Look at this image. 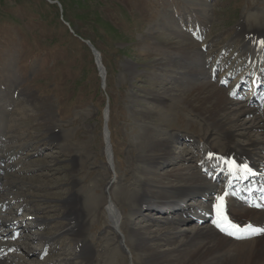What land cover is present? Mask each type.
Returning <instances> with one entry per match:
<instances>
[{"label":"rangeland","instance_id":"374dc122","mask_svg":"<svg viewBox=\"0 0 264 264\" xmlns=\"http://www.w3.org/2000/svg\"><path fill=\"white\" fill-rule=\"evenodd\" d=\"M51 1L0 0V149L9 147L11 151V146H17L18 150L0 162L3 167L0 175L4 177L0 182V199L7 197L4 205L8 209L4 210L9 211L1 214L0 219L9 216L16 222L29 213L47 219L44 228H27L24 223L21 239L15 242L16 250L25 256L26 264H45L42 260L46 258L59 264L57 253L61 254L60 258L74 257L71 236L63 234L50 243H42L40 234L60 230L66 223L61 213L62 200L73 190L83 219L82 239L92 251L91 264H109V260L113 264H131L115 243L103 201L108 175L103 154V109L107 108L109 114L106 126L118 180L129 167L141 175L139 167L144 164L140 152L148 144V133L153 131L170 136V160L178 161V153L185 147L187 162L178 165L197 166L202 151L206 147L218 149L222 139L209 120L180 102L183 88L188 85L182 72L188 65L189 54L181 57L182 53L173 51L171 43L188 44L187 40L196 38L197 44H202L204 40L210 46V50H201L208 53L205 71L214 61L213 55L222 49H225L221 54L225 66L231 67L238 59L237 49L242 50L238 32L245 25L247 15L264 25V0ZM198 20L204 21L203 27ZM247 29L252 31L251 27ZM198 30L201 34L199 31L195 35ZM81 39L90 41L100 52L106 74L103 87L94 57ZM81 43L88 48L90 56L82 50ZM217 78L218 74L214 73L212 81L218 84ZM234 79L235 74L219 84L227 89ZM246 87L244 83L239 91L243 98L238 95L239 100H245L249 107L262 113L264 123L263 107L251 106L248 98H244ZM158 95L161 98H155ZM238 140L241 143L244 138ZM160 165L165 167L167 162ZM195 169L201 176L205 174V182L213 185L205 190L206 196H215L227 186L225 183L220 187L224 174ZM119 190L118 181L111 188L112 196L119 197ZM13 195L20 196V203L26 204L19 207L11 199ZM202 201L205 199L194 195V201L189 203L197 206ZM117 205L122 227L124 217L128 214L134 218L137 209L129 213L127 206ZM195 211V208L180 210L175 216L185 217L182 221L188 227L202 224L199 217L195 223L190 221L191 214L199 215ZM167 215L166 211L150 214L160 219ZM157 225L152 228H158ZM4 228L0 227L2 235ZM125 230L126 249L133 263L151 264L136 249L132 231ZM25 233L32 238H26ZM243 239L246 238L238 240ZM32 244L37 248L42 245L38 256L28 247ZM106 244H110L108 250H104ZM62 248L66 249L65 254L60 251ZM3 254L0 258L11 262L12 257ZM79 259L71 264H79Z\"/></svg>","mask_w":264,"mask_h":264},{"label":"bare ground","instance_id":"6f19581e","mask_svg":"<svg viewBox=\"0 0 264 264\" xmlns=\"http://www.w3.org/2000/svg\"><path fill=\"white\" fill-rule=\"evenodd\" d=\"M252 17V15H247L245 25L239 29L238 35L242 37L240 38L241 42L239 41V48L242 50L237 49V54L234 53L238 59L231 67L225 66V61L221 57L225 49H222L213 55L214 61L205 71L208 53L201 50L209 49L210 46L208 42L204 43L203 39L202 44H197L199 42H196V38L187 40L190 41L188 44L185 42L179 44V41L171 43L173 51L182 53L181 57H186L189 54L188 65L186 70L182 72L186 76L184 81L188 85L183 88L184 95L181 98L183 101L180 102L185 103L190 109L209 120L222 139L218 149L206 147L205 150H201L203 153L197 162V166L203 172L210 169L219 171L221 175L224 173L227 186L221 188V191L215 196H206L205 190L211 189L213 185L204 181L203 176L205 174L201 176L195 169L198 168L196 165L192 163L178 165V163L182 161L185 163L186 161L184 155L187 154L188 150L185 147L179 151L178 161L170 160L172 159L171 138L170 136H163L164 134L158 131L148 133V144H145L144 149L140 152L144 164V167L142 164V167H139L141 175H136L132 171L133 167L132 169L129 167L125 175L118 180L114 171L112 151L108 147L110 140L107 135L105 137L108 175L104 181V206L109 216V228L113 231L115 243L126 254L131 264H134L133 258L126 249L125 229L127 228L133 233L136 249L143 252L151 264H264V231L257 234H248L246 231V239L238 240L240 238H235L233 235L229 236L226 231L214 223V220L219 219L215 208L218 203L217 197H223V212L229 221L245 228V230L248 225L257 229H264V209L250 207L238 194V190L242 188L248 187L252 190V183L255 181L260 180V183H264V123L262 113L260 114L254 108L249 107L245 100L240 101L236 93L247 78L257 82L264 76V43H262L264 42V25L255 23ZM198 21L203 27L204 21ZM247 27H251L252 31H249ZM199 31L201 34V30H198L195 35ZM253 33L257 35L256 38H254ZM248 36L250 38H246ZM214 73L218 74L217 80L219 82H223L233 74H235V81L231 82L227 89H224L219 82L218 85L216 80L212 81ZM104 75L106 77L105 70L102 72V76ZM258 87H261L260 90L263 89L260 82ZM155 98L161 97L158 95ZM262 104L264 109V100ZM105 115L108 121V111L105 112ZM238 137H243L244 141L239 143ZM11 151L9 147L0 149V162L8 160L11 154H16L17 146H11ZM163 161L167 162L165 167L160 165ZM188 161L190 162V159ZM176 164L177 166H175ZM245 166L250 171H247ZM0 168L3 167L0 165ZM156 169L159 172H156ZM205 173L207 172L205 171ZM2 179L4 177L0 175V182ZM118 181L121 183V190L117 192L119 197H113L111 188ZM233 187H235L236 192L232 191ZM9 194L11 192H8ZM73 194L74 191L71 190L69 196L62 200L61 213L66 223L62 225L60 230L41 233V242L50 243L61 235L67 234L71 236V240L74 242V257L60 258L61 254L57 253L58 260H60L59 264H71L76 258L81 259H79V264H91L92 251L82 239L83 219L75 204L77 202L74 200ZM194 195L200 196L205 201L211 199V204H207L205 201L197 206L194 203H189L190 200L194 201ZM19 197L14 196L11 199L17 201L20 207L26 202L20 203ZM6 199L7 197L0 199L1 213H9V211L3 210ZM118 203L121 206H127L129 213L137 209L134 218H129L128 214L124 217L122 221L124 229L119 224ZM183 203L188 206H181ZM191 208H195L199 215L201 212V215H198V221L202 224H194L188 227L182 221L185 217L180 219L175 216L180 210L186 212ZM164 211L168 215L161 217V219L159 216H150L151 213L159 215ZM10 219L15 218L11 217ZM205 220H207L206 223H204ZM141 221H146V224ZM193 221L195 223L197 220ZM21 222L29 224L31 227L41 226L44 228L47 219L29 213L27 217L16 221L17 224ZM158 223L166 227L160 228ZM16 225H13L12 228ZM155 225L158 228L153 229L152 226ZM109 245L106 244L104 250H108ZM163 246L167 247L162 249ZM29 247L38 256L42 245L40 248H37L36 244ZM14 249H18L14 241L0 239V257H2V253L8 252L7 255L13 258H11V262L26 264V258L22 252L17 250L15 252ZM60 251L63 254L66 253L64 248ZM99 254L97 253V256H100ZM106 259L107 255L104 260ZM54 261L49 258L42 260L45 264H56ZM11 262L0 258V264H11ZM109 264H113V261L109 260Z\"/></svg>","mask_w":264,"mask_h":264},{"label":"snow or ice","instance_id":"6c2138e0","mask_svg":"<svg viewBox=\"0 0 264 264\" xmlns=\"http://www.w3.org/2000/svg\"><path fill=\"white\" fill-rule=\"evenodd\" d=\"M245 169L247 171H250V169H247L246 166H245ZM217 201L218 203L217 205H215V208H216L217 216L219 219L214 220V223H216L218 227H221L222 230L228 231L230 235H237L241 230L240 226L233 224L231 221L228 220L227 216L224 215L223 197H217ZM256 206L259 207L260 205H256ZM246 231L248 232V234H257L261 231H264V229H257V228L252 227L251 225H248L246 226ZM237 238H241V237L237 236Z\"/></svg>","mask_w":264,"mask_h":264},{"label":"water","instance_id":"95a60500","mask_svg":"<svg viewBox=\"0 0 264 264\" xmlns=\"http://www.w3.org/2000/svg\"><path fill=\"white\" fill-rule=\"evenodd\" d=\"M84 43L88 46V48L90 49L91 53L93 54L94 62L96 64L97 70L99 71V75H100V77H101V79L103 81L104 78L101 76L102 66H101V63H100L99 53L95 49V47L88 40H84ZM105 112H106V109L103 111V130H106ZM105 144H107V143L105 142ZM105 147H106V145L104 146L103 151H105Z\"/></svg>","mask_w":264,"mask_h":264},{"label":"trees","instance_id":"16d2710c","mask_svg":"<svg viewBox=\"0 0 264 264\" xmlns=\"http://www.w3.org/2000/svg\"><path fill=\"white\" fill-rule=\"evenodd\" d=\"M80 46H81L82 50L86 52L87 56L88 55L90 56V52H88V48L83 43H81ZM91 63H92V60H91Z\"/></svg>","mask_w":264,"mask_h":264}]
</instances>
